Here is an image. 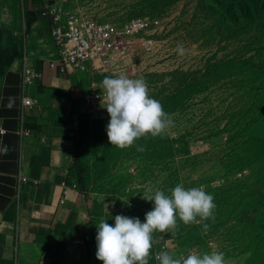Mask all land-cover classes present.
Instances as JSON below:
<instances>
[{
	"label": "rangeland",
	"instance_id": "obj_1",
	"mask_svg": "<svg viewBox=\"0 0 264 264\" xmlns=\"http://www.w3.org/2000/svg\"><path fill=\"white\" fill-rule=\"evenodd\" d=\"M202 2L84 0L80 4L90 17L116 22L149 21L148 38L154 46L144 55L142 78L148 83L151 97L173 117L174 126L166 134L177 142L176 149L183 150L184 141L190 149L189 155H178L174 164L155 166L150 172L142 169L143 158L127 159L122 154L131 147L111 145L113 153L121 154L120 160L106 180H96L87 195L91 201L97 199L109 205L101 212L99 223L104 220L114 225L116 215L138 217L144 222L145 214L153 207L152 202L142 199L146 186L166 193L181 183L186 189L204 186L214 196V221L185 225L178 220L185 231L175 235L155 232L148 264H158L152 250L163 244L174 258L193 250L222 251L228 264H246L249 253H241L240 246L264 240V68L255 66L264 64V37L258 32L264 33V28L238 26L221 15L203 19ZM52 42L55 46L50 37L48 53L53 52ZM178 45L183 46V54L176 50ZM27 51L30 56L28 42ZM75 79L83 82L80 91L86 94V73H79ZM103 115L110 118L106 110ZM80 128L77 124L76 134ZM95 146L86 135L82 142L86 162L100 155ZM167 168H175L179 180H168L171 170ZM122 178L124 186L129 182L130 191H116L113 196L105 193ZM204 223L210 225L207 231L203 230ZM193 225L199 226L204 240L190 247L192 234L188 231ZM93 231L97 228L88 229ZM91 246L90 258L82 264H102L96 259V241Z\"/></svg>",
	"mask_w": 264,
	"mask_h": 264
},
{
	"label": "crops",
	"instance_id": "obj_2",
	"mask_svg": "<svg viewBox=\"0 0 264 264\" xmlns=\"http://www.w3.org/2000/svg\"><path fill=\"white\" fill-rule=\"evenodd\" d=\"M46 2L0 0V26L22 41L23 57L25 52L28 64L43 73L27 89L34 104L23 112V57L0 77V127L6 131L0 134V264H82L91 255V243L74 241L91 229L92 201L67 185V175L74 157L71 132L78 119L104 115L83 102V82L47 68L56 51L52 42L53 52L48 53L50 23L41 16ZM21 119L31 131L28 137L18 134ZM20 172L28 182L18 201ZM64 185L69 188L67 196ZM107 209L105 203L103 210Z\"/></svg>",
	"mask_w": 264,
	"mask_h": 264
},
{
	"label": "clouds",
	"instance_id": "obj_3",
	"mask_svg": "<svg viewBox=\"0 0 264 264\" xmlns=\"http://www.w3.org/2000/svg\"><path fill=\"white\" fill-rule=\"evenodd\" d=\"M176 50L183 54L182 45ZM100 87L104 90V108L110 117L106 133L111 145L130 148L139 139L161 136L174 126L172 115L164 111L160 101L151 97L143 78L133 79L125 74L105 77ZM143 150L137 146V151ZM142 199L153 204L144 222L138 217L116 215L114 225L101 220L96 227V259L102 264H148L155 232L175 235L178 220L185 225H200L202 221L215 219L214 196L207 193L204 186L186 189L181 183L168 193L146 186ZM209 227L203 224L204 231ZM155 259L159 264H228L222 251L199 253L193 250L186 257L178 258L161 251Z\"/></svg>",
	"mask_w": 264,
	"mask_h": 264
},
{
	"label": "built area",
	"instance_id": "obj_4",
	"mask_svg": "<svg viewBox=\"0 0 264 264\" xmlns=\"http://www.w3.org/2000/svg\"><path fill=\"white\" fill-rule=\"evenodd\" d=\"M82 1L84 0H47L44 4L41 16L49 20L51 38L56 46L55 59L47 61L46 65L61 77L75 78L79 73H86L88 91L86 94L81 93V98L91 111L103 113L106 102L104 90L100 87L102 80L120 74L133 79L142 78L144 55L153 49L154 41L148 38L151 34L148 20L116 22L90 17L80 8ZM42 77L43 73L30 66L28 57L24 56L21 69L22 112L34 104L32 98L27 96V89ZM5 133L0 127V134ZM18 134L21 138L31 135V131L24 127L23 119ZM71 136H75L74 131ZM27 182L28 179L20 172L16 185L18 201ZM64 188V195L67 196L69 188L65 185ZM62 204H65V199ZM96 234L97 231H87L74 244L95 242ZM161 251H168L170 254L163 244L156 250L155 256ZM188 254L182 255L186 257Z\"/></svg>",
	"mask_w": 264,
	"mask_h": 264
},
{
	"label": "trees",
	"instance_id": "obj_5",
	"mask_svg": "<svg viewBox=\"0 0 264 264\" xmlns=\"http://www.w3.org/2000/svg\"><path fill=\"white\" fill-rule=\"evenodd\" d=\"M202 3L203 19L209 18V16L221 15L222 18L233 20L238 26L253 27V29L264 28V0H214L211 3H209V0H203ZM216 9H218L219 12H216ZM258 32L260 36L264 37L263 32ZM22 57V41L13 37L11 31L0 26V77L8 68L21 62ZM255 66L264 68V64H255ZM109 120L110 118L107 117L92 119L89 116H81L78 119V124H81V128L77 134L75 132L76 137L73 139L74 157L68 171L67 185L75 188L79 193L84 194L87 199H89L87 195L94 186L93 184H96V180H106V177L113 171V165L120 160L121 154L113 153L111 144L108 141L106 127ZM89 131L90 133H88ZM86 135H88L91 141L96 145V152H100V155L96 154L94 160H90L89 162H86V156L82 150V142ZM259 142L262 143L261 140H259ZM175 145H177V142L167 134L157 137L149 135L136 141L134 148L131 147L130 150L122 154H125L127 159L134 157L143 158L144 162L142 169L153 172V167L155 166L174 164L178 155L190 154V149L186 141H184L185 147L183 150L176 149L178 146L176 147ZM137 146L143 147L144 150L137 151ZM102 147L104 148L102 149ZM167 170H171L167 176L168 180H173L174 177H177L176 180H179V172L175 168H167ZM128 176L133 177L131 173H129ZM113 182L114 181H112V183ZM124 183L125 178H122L120 182H116L113 185L111 190H107L105 193H109L110 196H113L116 191L126 193L127 190H129V182L126 183L125 186L123 185ZM99 189L102 190L101 188ZM105 193L102 194L106 195ZM102 211V202L97 199H92L89 221L91 230L96 229ZM179 226L180 225H178L176 232L181 233V231H185V228ZM193 226V230L188 231V233L192 234L188 245L190 247L200 245L204 240V237H202L201 233L198 231L199 226ZM159 249L160 246H158L157 250ZM239 250L241 253H249L246 264H264V240L256 241L255 244L248 243V245L240 246ZM155 252V250H152V254L155 255ZM154 261L156 262L155 257Z\"/></svg>",
	"mask_w": 264,
	"mask_h": 264
}]
</instances>
